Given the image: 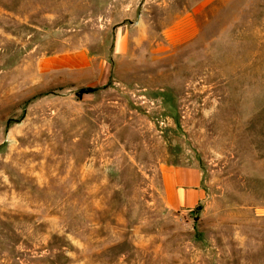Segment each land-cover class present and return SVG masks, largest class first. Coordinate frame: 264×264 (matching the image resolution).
<instances>
[{
  "label": "rangeland",
  "instance_id": "1",
  "mask_svg": "<svg viewBox=\"0 0 264 264\" xmlns=\"http://www.w3.org/2000/svg\"><path fill=\"white\" fill-rule=\"evenodd\" d=\"M0 264H264V0H0Z\"/></svg>",
  "mask_w": 264,
  "mask_h": 264
},
{
  "label": "crops",
  "instance_id": "2",
  "mask_svg": "<svg viewBox=\"0 0 264 264\" xmlns=\"http://www.w3.org/2000/svg\"><path fill=\"white\" fill-rule=\"evenodd\" d=\"M178 25L180 26L184 25L186 27L187 29L186 40L197 39L198 36L197 24L191 14L186 15L182 20H180ZM252 29L253 28L250 26L249 30L246 29L244 30V32L246 31V35H245L246 37L243 38L242 40H237L234 37H231L230 38L231 43L229 44V47L227 46L229 52L235 49V45L238 42L248 41V39L250 40L247 34L249 33L251 37ZM208 45H209V41H207L206 44L207 49H208ZM224 49L226 50V45L224 46ZM58 63L60 64L59 66L64 67L66 69H70L72 72L89 70L91 68V58H89L87 54L82 51L70 52L64 54L59 57ZM96 67L99 70V72L95 76L94 82H96L98 85H102V83L106 82L108 79L105 62L103 60H100ZM166 180H168L171 183V189H172L171 193L174 204H171L169 201V193L167 190ZM163 181L165 185V191L167 194L166 197L171 207L179 208L181 206H184L185 204L183 203H185L184 200L185 197L191 198L190 199L191 201L187 205H192L193 202L197 203L203 197V191L200 189V178L195 169L191 168L186 170L182 169V171H178V172L176 171L165 172L163 174Z\"/></svg>",
  "mask_w": 264,
  "mask_h": 264
},
{
  "label": "trees",
  "instance_id": "3",
  "mask_svg": "<svg viewBox=\"0 0 264 264\" xmlns=\"http://www.w3.org/2000/svg\"><path fill=\"white\" fill-rule=\"evenodd\" d=\"M86 91L92 92V91H94V90H90V89H89V90H86Z\"/></svg>",
  "mask_w": 264,
  "mask_h": 264
}]
</instances>
